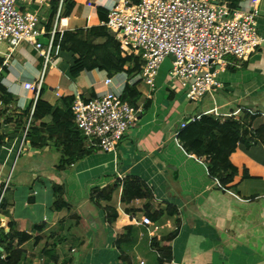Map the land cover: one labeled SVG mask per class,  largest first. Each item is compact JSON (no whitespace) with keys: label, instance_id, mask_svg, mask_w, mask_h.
Here are the masks:
<instances>
[{"label":"crops","instance_id":"obj_1","mask_svg":"<svg viewBox=\"0 0 264 264\" xmlns=\"http://www.w3.org/2000/svg\"><path fill=\"white\" fill-rule=\"evenodd\" d=\"M71 1L73 7L65 5L60 14L59 34L101 26L119 0ZM54 2L40 6L39 0H27L22 9L53 24ZM238 6L258 10L262 44L246 62L230 58L217 75L221 88L199 103L172 89L171 60L161 65L154 91L125 73L111 77L108 89L105 71L72 78L73 57L59 47L53 46L45 65L27 44L9 53L0 43V235L10 234L0 239V264H8L9 253L15 257L9 264H264V145L237 146L230 157L239 170L237 188L230 190L210 178L205 159L187 154L177 139L180 124L202 115L224 120L247 111L264 122V0H241ZM40 42L46 46L47 37ZM41 77L36 97L25 85ZM127 84L140 94L139 122L115 152L83 154L86 142L83 146L79 131L72 139L66 124L74 123L73 115L60 101L91 99L107 90L123 94ZM38 101L60 108L55 114L39 110L32 122ZM26 127L32 142L23 140ZM244 170L250 179H242ZM134 179L151 197L124 192ZM93 193L101 197L95 201ZM160 211L165 214L155 221ZM145 217L149 225L142 223ZM177 221L175 237L160 243L169 254L165 259L152 240L174 232Z\"/></svg>","mask_w":264,"mask_h":264},{"label":"built area","instance_id":"obj_2","mask_svg":"<svg viewBox=\"0 0 264 264\" xmlns=\"http://www.w3.org/2000/svg\"><path fill=\"white\" fill-rule=\"evenodd\" d=\"M47 1L53 0H39V5L45 6ZM56 1V18L47 30L46 18L37 11L22 9L27 0H0V43L7 44L9 53L27 44L41 53L45 65L50 62L55 37L60 33L58 20L64 0ZM258 16L257 9L232 11L222 0H119L101 26L115 36L124 56L140 58L137 82L154 91L161 65L172 56L167 74L170 83H177L187 100L199 103L221 88L217 75L229 65L230 58L246 62L261 46ZM43 37H47L46 46L40 42ZM41 84L42 77L25 88L38 97ZM104 85L109 89L112 78ZM71 110L86 148L106 153L117 150L139 122L144 108L123 100V94L107 90L91 99H75ZM200 117L183 122L179 130ZM215 119L220 118L216 115ZM142 223L149 225V218H143Z\"/></svg>","mask_w":264,"mask_h":264},{"label":"trees","instance_id":"obj_3","mask_svg":"<svg viewBox=\"0 0 264 264\" xmlns=\"http://www.w3.org/2000/svg\"><path fill=\"white\" fill-rule=\"evenodd\" d=\"M222 1L225 6L233 11L239 8L238 5L241 0ZM65 5L66 9L70 10L74 3L71 0H64L62 8H64ZM57 7L58 1L54 2L52 5L54 13H56ZM102 12L103 10L99 8V15H101ZM107 14L108 12L105 16H102L103 21L107 19ZM51 26L52 20H49L47 30H50ZM54 47H59L62 52L72 55L73 63L70 69L72 78L78 77L82 72L94 70L105 71L110 78L125 73L128 80H132L140 74V58L134 55L124 56L115 36L103 26L88 30H79L75 33L65 32L63 34H57L54 40ZM135 86L136 85L131 86L127 84L123 92V100L128 101L132 105L137 104L140 99V94ZM3 92V87L0 85V93ZM73 102V97H65L60 101V104L63 103L67 107V113L70 114L72 113L71 107ZM59 108V105L53 107L47 103L38 101L32 116V122L38 117L39 110H44L47 114H55ZM258 120V114L254 115L247 111L242 112L238 118H225L223 121L215 119V117L211 115H202L199 120L189 122L184 129L179 130L177 139L182 149L187 154L196 158L205 159L210 178L216 180L223 189L235 190L237 185L234 184V181L238 176L239 170L232 164L230 157L236 151L238 145H243L246 148L257 144L264 145V122L260 123ZM21 125L20 123V126ZM66 125L70 126L72 139L79 138L80 135L75 124L67 122ZM26 128H23L22 135H24ZM31 133V129L28 128L25 142L28 140L32 142L33 136ZM81 141H83L84 146L85 138L83 137ZM81 141L79 140L78 143L82 144ZM84 148L86 150L83 154L92 151L87 149L86 146H84ZM83 154L81 153L79 157H82ZM74 160V158H71L69 161H66V163L71 164ZM242 179H250L247 170H244ZM136 181L137 180L134 179L126 182L124 192L127 194L132 191H137L140 194L144 191L147 196L151 197L148 194V190L146 191V189L140 186ZM93 195H95L93 197L95 201L101 197L96 193H93ZM104 198L110 199L109 195ZM166 212L170 215L176 214V210L171 207H167ZM164 214V211H160L153 219L156 221L164 216ZM149 218L151 219L152 217L150 216ZM176 226L177 229L164 239L158 240L155 238L152 240V247L162 254L165 253V259H169V254L166 248L160 247V243L166 239L170 241L175 237L180 226L179 221L176 222ZM3 234L4 233H2V235ZM9 235L10 234L6 236L0 235V239L9 237ZM1 246L2 241H0V247ZM9 249L10 248L6 249V251ZM13 257L14 253H9V258L6 260V263H11L10 261L13 260Z\"/></svg>","mask_w":264,"mask_h":264},{"label":"rangeland","instance_id":"obj_4","mask_svg":"<svg viewBox=\"0 0 264 264\" xmlns=\"http://www.w3.org/2000/svg\"><path fill=\"white\" fill-rule=\"evenodd\" d=\"M167 60H169L170 61V59H167ZM166 64H164L165 66H167V64H168V61L167 62H165ZM171 87H172V89H178L179 88V85L177 84V83H171ZM76 127V126H75ZM77 129V128H76ZM78 130V129H77Z\"/></svg>","mask_w":264,"mask_h":264},{"label":"water","instance_id":"obj_5","mask_svg":"<svg viewBox=\"0 0 264 264\" xmlns=\"http://www.w3.org/2000/svg\"><path fill=\"white\" fill-rule=\"evenodd\" d=\"M169 58H170V60H172V59H173V57H172V56H170ZM215 69H216V70H219V67H216ZM211 72L213 73V72H214V70L212 69V70H211Z\"/></svg>","mask_w":264,"mask_h":264}]
</instances>
